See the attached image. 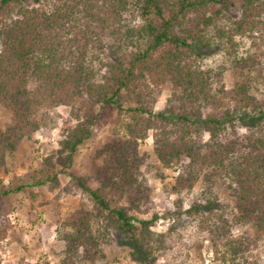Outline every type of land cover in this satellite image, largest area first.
Returning <instances> with one entry per match:
<instances>
[{
  "label": "trees",
  "instance_id": "obj_1",
  "mask_svg": "<svg viewBox=\"0 0 264 264\" xmlns=\"http://www.w3.org/2000/svg\"><path fill=\"white\" fill-rule=\"evenodd\" d=\"M235 1L239 15L232 20L226 12ZM136 20L141 24L135 25ZM236 36H248L254 51L238 55ZM215 45L233 55L230 66L238 77L232 88H220L218 94L209 89V75L197 61ZM262 70L264 0H0V107L13 122L0 131V147L14 149L29 139L45 123L44 111L59 105L69 106L77 122L58 151L66 153L68 164L91 137L105 107L115 108L114 129L120 124L123 131L118 137L112 128L114 138L101 151L106 166L99 172L100 188L89 189L78 180L92 207L81 206L62 223L64 250L58 263L95 264L103 259L109 226L123 236L133 257L155 262L153 246L160 240L150 238V227L157 215L140 220L126 207H111L105 196L108 191L132 197L131 209L138 208L135 201L144 183L137 141L151 129L163 167L187 160L169 192H189L199 180L205 186V203L192 204L184 214L206 226L215 260L251 264L246 232L264 240ZM163 85H169L170 97L163 110L154 112ZM205 108L211 110L204 114ZM236 122L245 134L226 137L227 127L234 129ZM43 172L4 195L55 181L54 174ZM217 186L226 192L230 206L221 205L222 212L214 214L220 208L213 193Z\"/></svg>",
  "mask_w": 264,
  "mask_h": 264
},
{
  "label": "rangeland",
  "instance_id": "obj_2",
  "mask_svg": "<svg viewBox=\"0 0 264 264\" xmlns=\"http://www.w3.org/2000/svg\"><path fill=\"white\" fill-rule=\"evenodd\" d=\"M29 3L32 4L33 0H29ZM226 13L232 20L236 19L239 1H235ZM134 24L139 25L141 21L136 20ZM234 40L238 55L244 56L245 52L255 49L248 36H236ZM221 50L215 45L197 60L202 71L209 75V89L216 94L220 88L229 90L238 80L230 66L233 55L228 56ZM260 73L264 77V70ZM255 75L253 73V77ZM260 84L261 79H258L255 86ZM170 91L169 85L159 87L152 107L154 112L164 109ZM210 110L205 108L203 113ZM42 116L45 123L29 139H23L14 149L3 145L0 147V264H59L64 250V241L59 237L63 231L62 223L81 206L88 209L92 207L88 194L79 187L78 180L89 189L100 188L99 172L106 166V156L101 151L114 138L115 108L105 107L98 114L92 125L91 137L72 156L70 164L67 163L66 153H58L61 142L77 124L70 115L69 106L59 105L44 111ZM121 119L125 121V116ZM12 123L10 113L0 107V131L3 132ZM115 126L114 130H118L116 136L120 137L123 132L120 124ZM227 129L229 132L226 137L229 138L245 134V128L239 122L235 123L234 129ZM153 133L150 129L143 139L137 141V152L143 157L139 170L144 183L138 202L135 201L138 208L131 209L132 197L119 198L106 191L110 206L126 207L129 214L140 220H149L157 215L150 227V238L160 240L153 246V264H219L209 249L205 237L206 226H200L198 219L184 214V210L192 204L205 203L208 194L204 184L199 180L189 192L180 195L170 193V186L187 160L181 159L178 164L163 167L154 152ZM207 138V134L203 133L202 141L205 142ZM41 169L45 175L54 174L55 181L42 186L25 185L20 191L4 195L3 191L9 188L13 190L20 184H31L30 177L38 176L37 172ZM213 193L218 198L219 207L230 206V199L221 187L217 186ZM219 212H222L221 207L214 210V214ZM212 221L215 220H209V225ZM135 226L139 232L140 225L135 223ZM108 231L110 239L103 247L104 258L95 264H149V261H139L136 256L133 257L132 250L122 243L125 239L119 231L110 226ZM246 233V256L251 264H264V240L254 238L249 230ZM232 234L240 236V230L233 229Z\"/></svg>",
  "mask_w": 264,
  "mask_h": 264
}]
</instances>
